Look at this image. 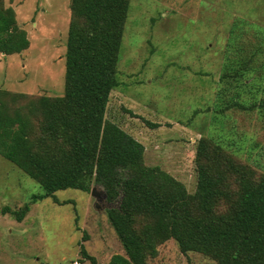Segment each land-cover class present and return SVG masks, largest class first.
I'll list each match as a JSON object with an SVG mask.
<instances>
[{
  "label": "rangeland",
  "instance_id": "obj_1",
  "mask_svg": "<svg viewBox=\"0 0 264 264\" xmlns=\"http://www.w3.org/2000/svg\"><path fill=\"white\" fill-rule=\"evenodd\" d=\"M71 0H3L13 7L29 47L0 53V90L62 96ZM242 74L235 71H240ZM237 73V74H235ZM119 85L104 117L144 146L146 165H158L196 189L195 148L201 137L264 175V0H130L117 65ZM26 109V98L11 101ZM241 103L244 106H239ZM252 104H254L252 106ZM33 118V134H38ZM88 191L57 190L30 204L21 221L0 214V264H97L124 253L102 199ZM43 193L37 181L0 155V208L18 210ZM147 264H217L173 239Z\"/></svg>",
  "mask_w": 264,
  "mask_h": 264
},
{
  "label": "trees",
  "instance_id": "obj_2",
  "mask_svg": "<svg viewBox=\"0 0 264 264\" xmlns=\"http://www.w3.org/2000/svg\"><path fill=\"white\" fill-rule=\"evenodd\" d=\"M129 6L130 0H71L62 96L0 90V155L43 189L22 208L3 206L0 214L21 221L30 204L45 197L61 203L57 190L88 191L92 181L104 189L105 214L124 250L108 264H147L168 239L181 252H200L217 264H264V175L201 137L195 148L196 189L190 194L158 165H146L143 144L105 119L109 94L119 85ZM28 47L13 7L0 0V53ZM7 95L11 101L26 98V109L11 108ZM258 104L264 106V95ZM80 253L97 264L84 245Z\"/></svg>",
  "mask_w": 264,
  "mask_h": 264
},
{
  "label": "water",
  "instance_id": "obj_3",
  "mask_svg": "<svg viewBox=\"0 0 264 264\" xmlns=\"http://www.w3.org/2000/svg\"><path fill=\"white\" fill-rule=\"evenodd\" d=\"M91 195L96 199L94 206L96 208H99V202L102 199L106 198V194L104 191L97 189L96 187H92L91 191H90Z\"/></svg>",
  "mask_w": 264,
  "mask_h": 264
}]
</instances>
